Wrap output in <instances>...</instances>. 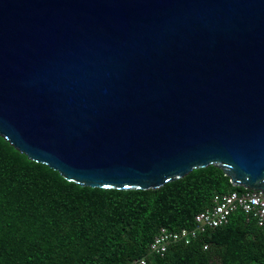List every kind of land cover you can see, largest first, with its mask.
Masks as SVG:
<instances>
[{
  "label": "water",
  "instance_id": "water-1",
  "mask_svg": "<svg viewBox=\"0 0 264 264\" xmlns=\"http://www.w3.org/2000/svg\"><path fill=\"white\" fill-rule=\"evenodd\" d=\"M0 138L80 187L264 195V0H0Z\"/></svg>",
  "mask_w": 264,
  "mask_h": 264
},
{
  "label": "trees",
  "instance_id": "trees-1",
  "mask_svg": "<svg viewBox=\"0 0 264 264\" xmlns=\"http://www.w3.org/2000/svg\"><path fill=\"white\" fill-rule=\"evenodd\" d=\"M232 191L245 189L213 166L154 190L80 187L0 138V264H264V226L241 211L189 245L148 254L160 228L193 227L214 195Z\"/></svg>",
  "mask_w": 264,
  "mask_h": 264
},
{
  "label": "built area",
  "instance_id": "built-area-1",
  "mask_svg": "<svg viewBox=\"0 0 264 264\" xmlns=\"http://www.w3.org/2000/svg\"><path fill=\"white\" fill-rule=\"evenodd\" d=\"M241 211L248 218L255 220L258 227L264 226V195L260 191L245 190L216 194L211 206L194 216L193 227L177 231L160 228L148 246L149 255L163 256L168 246L173 244L189 245L199 235L227 224L230 216ZM207 245L203 246L205 250ZM128 264H146L141 258Z\"/></svg>",
  "mask_w": 264,
  "mask_h": 264
}]
</instances>
